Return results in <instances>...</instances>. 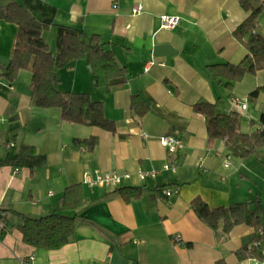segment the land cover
<instances>
[{
	"label": "crops",
	"instance_id": "obj_1",
	"mask_svg": "<svg viewBox=\"0 0 264 264\" xmlns=\"http://www.w3.org/2000/svg\"><path fill=\"white\" fill-rule=\"evenodd\" d=\"M17 2L50 25L43 37L53 56L61 52L67 34L99 36L105 50L128 68L130 78L108 92L92 84L93 76L81 65L85 61L59 70L57 90L66 93L69 90L61 89L72 85L76 93L102 102L116 132L65 122L61 109L35 105L32 71H22L13 83L2 77L18 27L0 20V145L8 146L0 148V220L6 224L0 233V264H23V259L27 264H253L237 256L254 233L251 227L241 225L223 234L205 225L192 207L196 199L211 209L236 203L254 207L256 201L250 202L252 188L245 186L250 158L230 156L225 140L210 144L209 118L195 111L197 104L209 103L220 114L238 112L231 100L241 84L229 90L225 82L214 80L209 67L238 65L248 54L233 35L250 15L241 0H120L118 9L115 0ZM136 5L144 11L133 17ZM163 16L179 18L178 27L162 29ZM160 45H171L173 55L155 57L153 50ZM258 87L244 90V95L249 97ZM134 96L150 107L143 117L131 109ZM251 104L241 116L254 119ZM164 136L180 138L186 145L176 173L164 170L169 158L159 142ZM91 137L99 140L94 152L77 142ZM26 146L35 148L40 161L18 165ZM96 170L127 172L132 179L119 189L90 188L84 173ZM153 170L160 173L154 180L137 177L139 171ZM74 185L83 188L84 205L78 213L92 224L79 226L71 242L57 251L24 243L19 230L23 217L52 214ZM124 188H141V197L128 200ZM177 235L181 242H176Z\"/></svg>",
	"mask_w": 264,
	"mask_h": 264
},
{
	"label": "trees",
	"instance_id": "obj_2",
	"mask_svg": "<svg viewBox=\"0 0 264 264\" xmlns=\"http://www.w3.org/2000/svg\"><path fill=\"white\" fill-rule=\"evenodd\" d=\"M242 7L250 15L233 31L234 38L245 48L247 56L242 63L217 64L210 66V72L217 83H226L231 90L247 75H256L264 71V35L259 31V17L264 11V0L254 5L252 0H241ZM0 20L18 27L15 49L9 65L2 69V77L10 82L18 80L19 74L27 69L32 71L31 92L34 103L39 108H58L62 111L65 122L80 126H93L104 131L116 132L115 123L104 112L102 102L93 101L89 94L63 93L57 90L58 71L77 61H86L93 68L94 81L106 91L125 86L129 82L130 72L117 62L113 52L105 50L99 36L85 38L80 35L67 34L62 39V50L57 56L50 52L49 45L43 37L50 26L41 21L33 12L17 0H0ZM264 95V86L258 87L247 99L255 102ZM131 109L137 116H145L149 105L140 96L131 100ZM195 111L209 118V142L225 140L230 156L247 160L264 150V114L258 122L257 131L244 132L241 115L232 112L220 114L216 105L200 103ZM89 152H94L99 144L97 137L77 140ZM40 161L34 147L21 149L18 165H27ZM123 195L131 200L141 197V188H124ZM84 205L83 188L74 185L66 189L58 209L52 214L41 217H23L19 230L23 241L38 250L57 251L67 246L79 226L92 222L79 215ZM251 206V205H250ZM248 203H236L227 208L211 209L202 199L192 203L193 210L200 220L215 231L222 230L230 234L236 227L247 225L254 233L247 237L243 246L237 251L240 261L247 259H264V206L256 200L254 207ZM218 264H226L220 261Z\"/></svg>",
	"mask_w": 264,
	"mask_h": 264
},
{
	"label": "built area",
	"instance_id": "obj_3",
	"mask_svg": "<svg viewBox=\"0 0 264 264\" xmlns=\"http://www.w3.org/2000/svg\"><path fill=\"white\" fill-rule=\"evenodd\" d=\"M120 0H115L114 9L119 8ZM144 9L141 5L134 6L132 10L133 17L140 16L143 13ZM179 18L177 17H168L163 16L161 18V28L164 30H175L179 25ZM155 63H151L154 65ZM231 104L234 108L237 109L238 113H246L249 107L248 100H242L237 97H233L231 100ZM143 137L148 138V135L143 134ZM159 142L161 145L167 150L169 154L168 161L164 167V170L167 172H177V161L180 153L185 149V143L182 139L176 138L173 136H164L159 138ZM8 147V146H7ZM6 146L0 145V148H7ZM230 157L227 159L226 167H230ZM160 173L156 170L153 171H139L137 177L140 181H146L148 179H155ZM84 184L90 188H101V189H119L124 185V183L132 179L131 174H120L117 172L104 173L99 170L96 171H86L84 173ZM167 196H170L171 193L167 192ZM6 231V224L4 221L0 220V233ZM176 242H181L182 237L177 235L175 237ZM1 258V257H0ZM32 257L30 260H34ZM253 264H264V259H252ZM23 264H27L28 260L23 259Z\"/></svg>",
	"mask_w": 264,
	"mask_h": 264
},
{
	"label": "rangeland",
	"instance_id": "obj_4",
	"mask_svg": "<svg viewBox=\"0 0 264 264\" xmlns=\"http://www.w3.org/2000/svg\"><path fill=\"white\" fill-rule=\"evenodd\" d=\"M258 3H259L258 1L254 2V5L257 6L259 5ZM259 27H260L259 31L264 35V11L259 17ZM86 63L87 62L85 61L81 64L85 71V74L86 72H88L94 78L93 71L89 68L90 65L86 66L85 65ZM92 84H95V81H93ZM238 84H241V86H238L239 88L237 89L239 93L236 91L232 95L233 97H237L239 99L245 100L246 98H248V95H244L246 94V91L244 90H248L255 84H258L261 86L264 85V71L259 72L256 75H247ZM67 88L65 89L62 88L61 90H69V92L64 91L66 93H76L73 90L72 85ZM226 102H227V106H229L228 99L226 100ZM251 103L252 104L250 105L251 107L250 113L254 119H249L247 116L246 117L241 116L242 129L244 132H247V133H253L257 131L258 125L253 124L252 121L258 122L259 117L262 114H264V95H262L261 99L259 100L257 99V101L251 102ZM259 152L260 153H258L257 155H255L254 157L250 158L247 161L246 165L248 166L247 169L249 171H247L246 174L249 176V179H247L248 183H245V186L247 188L248 187L252 188V194H251V197H249V200H251L250 202H254L255 200L258 199L261 201L262 205L264 206V150H261Z\"/></svg>",
	"mask_w": 264,
	"mask_h": 264
},
{
	"label": "water",
	"instance_id": "obj_5",
	"mask_svg": "<svg viewBox=\"0 0 264 264\" xmlns=\"http://www.w3.org/2000/svg\"><path fill=\"white\" fill-rule=\"evenodd\" d=\"M174 49L171 45H160L156 46L153 50L155 57H171ZM92 70V66L89 67Z\"/></svg>",
	"mask_w": 264,
	"mask_h": 264
}]
</instances>
